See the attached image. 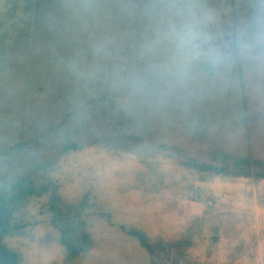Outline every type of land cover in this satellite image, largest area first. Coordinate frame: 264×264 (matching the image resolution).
I'll use <instances>...</instances> for the list:
<instances>
[{
	"label": "rangeland",
	"instance_id": "374dc122",
	"mask_svg": "<svg viewBox=\"0 0 264 264\" xmlns=\"http://www.w3.org/2000/svg\"><path fill=\"white\" fill-rule=\"evenodd\" d=\"M217 150L264 161V0H0V192L50 165L93 239L70 258L29 195L21 264H152L131 231L190 240L177 264H264V180L186 165Z\"/></svg>",
	"mask_w": 264,
	"mask_h": 264
},
{
	"label": "trees",
	"instance_id": "16d2710c",
	"mask_svg": "<svg viewBox=\"0 0 264 264\" xmlns=\"http://www.w3.org/2000/svg\"><path fill=\"white\" fill-rule=\"evenodd\" d=\"M85 1L88 2L89 0ZM232 45L236 49L237 40H233ZM77 148L76 144H71L66 146L64 151L70 152ZM215 157L216 162L213 163L190 158L186 165L190 169L211 175L244 178L257 182L264 180L263 160L239 157L219 150L215 152ZM50 167V165H41L39 166L41 174L38 177L30 176V180L19 181L12 189L0 192V264H21L20 255L10 250L5 245L4 239L7 235L19 229L20 226L15 218L17 207L29 195L30 199L50 195L52 205L51 223L59 230L61 243L67 249L70 258L81 256L92 249L93 239L88 232L87 223L82 218L81 209L84 210L83 206H81V209L76 208L75 210L63 207L57 181L47 174ZM129 234L139 239L140 244L152 257V264H177L183 259L186 249L192 246L190 240L154 244L140 232L131 231Z\"/></svg>",
	"mask_w": 264,
	"mask_h": 264
}]
</instances>
